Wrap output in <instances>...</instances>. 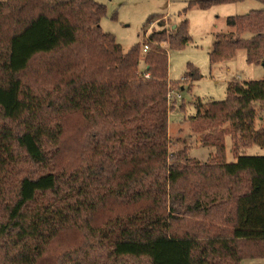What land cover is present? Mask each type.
I'll use <instances>...</instances> for the list:
<instances>
[{"label":"trees","instance_id":"obj_1","mask_svg":"<svg viewBox=\"0 0 264 264\" xmlns=\"http://www.w3.org/2000/svg\"><path fill=\"white\" fill-rule=\"evenodd\" d=\"M242 1L192 0L188 8ZM105 16L94 0H0V264L42 263L49 245L74 229L83 231L82 242L61 264H240L264 257V155L239 154L251 144L264 150V128H254L264 79L230 83L223 101L197 105L192 119L214 126L201 144L222 162L183 163L182 153H172L169 163L166 96L170 84H180L168 82L159 48L144 57L140 72L141 44L124 53L101 30ZM163 17L152 14L144 26ZM225 26L235 32L214 36L210 64L244 50L248 63L264 68V8L227 17ZM158 27L145 46L188 44L186 20ZM185 74L197 77L190 66ZM73 116L78 165L66 171L57 147ZM225 123L227 132L217 130ZM225 135L233 163L225 162ZM105 208L107 218L96 221Z\"/></svg>","mask_w":264,"mask_h":264},{"label":"rangeland","instance_id":"obj_2","mask_svg":"<svg viewBox=\"0 0 264 264\" xmlns=\"http://www.w3.org/2000/svg\"><path fill=\"white\" fill-rule=\"evenodd\" d=\"M95 1L103 4L106 9V16L99 24L101 30L111 34L124 53L135 44H141L140 62L138 65L140 72L146 69L144 57L155 48H159L167 56L168 82L180 84L179 90L173 89L172 84L168 87L172 98L170 101L167 100V162H174V157H172V161L170 160L172 153L175 154V158H177V154L182 153L181 161L183 163L191 160L200 163L207 162L208 164L222 162L223 159L215 152L214 148L203 147L201 144L202 136L212 132L211 130H213L212 127L214 126H208L204 121L192 119L197 113V105L206 107L209 103L223 101L226 98V91L230 83L263 80L264 68L261 64L248 63L244 50L236 51L229 60L213 64L209 62L208 53L212 48L214 36L217 33L230 34L235 32V28L225 26L227 17L247 15L252 11L263 9L264 5L255 0H244L238 3L216 5L209 9L201 10L196 7L188 8V4L192 0ZM162 13H166L168 17L160 18L159 21L162 20L160 23L156 21L144 26L149 16ZM182 20L187 21V35L189 36L187 45L180 49L168 50L164 42H153V44H147V53L142 52L145 46L143 43H147L151 33L159 30V24H172V28H174ZM38 64L39 62H36L32 68H37ZM188 66L196 72V78L186 76L185 73L188 72ZM32 68L31 71L27 72V78L29 77L28 75L34 72ZM146 76L148 75L146 74L144 77L146 78ZM34 78L35 76L30 78V80ZM40 78L38 77L37 80ZM179 107H182V109ZM255 109L254 128L259 130L264 128V105H256ZM67 124L61 145L57 147L58 155L56 158L59 167L69 171L78 165L75 163L79 152L76 145L75 128L79 125V119L73 116L68 119ZM221 127L227 132L230 125L225 123L217 130ZM239 136L246 137V134L239 132ZM241 140L245 141V145L247 142L246 138ZM238 144L242 146L241 143L238 142ZM224 146L225 162L233 163L235 156L231 152L232 139L229 135H225ZM239 154L262 156L264 155V150L258 145L251 144L240 147ZM183 158L187 160H183ZM29 171L34 173L41 172L37 167L31 166H29ZM107 216L108 211L105 208L104 211H98L95 219L102 223ZM92 224L94 225L93 222ZM72 231V234L66 232L60 238L58 237L54 240L49 245L43 261H39L42 263L38 264H61V257L78 247L82 242L79 235L83 234V231L80 229ZM115 264H146V262L144 260H126L125 262H115ZM240 264H264V257L244 258Z\"/></svg>","mask_w":264,"mask_h":264},{"label":"built area","instance_id":"obj_3","mask_svg":"<svg viewBox=\"0 0 264 264\" xmlns=\"http://www.w3.org/2000/svg\"><path fill=\"white\" fill-rule=\"evenodd\" d=\"M147 50H148L147 46H144L143 49H142V52L143 53H147ZM147 77L148 76H146V78ZM171 98H172L171 91H169L168 94H167V100L170 101Z\"/></svg>","mask_w":264,"mask_h":264},{"label":"crops","instance_id":"obj_4","mask_svg":"<svg viewBox=\"0 0 264 264\" xmlns=\"http://www.w3.org/2000/svg\"><path fill=\"white\" fill-rule=\"evenodd\" d=\"M95 1V0H94ZM162 15H164V17H168V15L166 13H162ZM122 49V48H121ZM123 51V50H122ZM145 70V69H144ZM202 163H206V162H202Z\"/></svg>","mask_w":264,"mask_h":264}]
</instances>
